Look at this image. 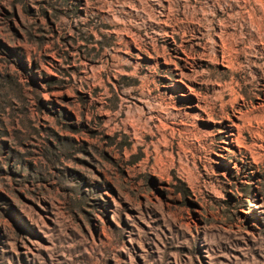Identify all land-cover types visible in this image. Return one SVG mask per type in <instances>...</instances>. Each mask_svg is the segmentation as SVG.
<instances>
[{"label":"rangeland","instance_id":"rangeland-1","mask_svg":"<svg viewBox=\"0 0 264 264\" xmlns=\"http://www.w3.org/2000/svg\"><path fill=\"white\" fill-rule=\"evenodd\" d=\"M0 264H264V0H0Z\"/></svg>","mask_w":264,"mask_h":264}]
</instances>
